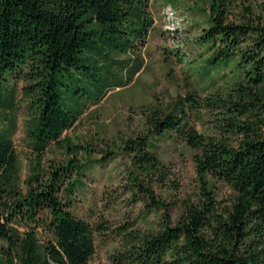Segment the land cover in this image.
I'll use <instances>...</instances> for the list:
<instances>
[{"label": "trees", "instance_id": "1", "mask_svg": "<svg viewBox=\"0 0 264 264\" xmlns=\"http://www.w3.org/2000/svg\"><path fill=\"white\" fill-rule=\"evenodd\" d=\"M149 4L0 0V80L22 83L20 99L29 100L32 110L26 135L35 153L41 156L51 143L63 141L62 134L89 107L130 85L142 71L141 50L154 24ZM195 6L204 16L196 41L204 52L199 69L190 75L203 90H213L207 98L216 111L210 114L212 134L189 125L201 107L195 91L179 96L168 111L144 107V132L114 147L129 158L124 192L146 210L137 219L140 226L134 219L107 233L102 222H89L66 209L72 190L81 185L84 163L69 158L44 175L35 168L22 189L14 122L1 127L5 264H88L96 233L117 239L112 264H264V2L256 7L236 0H198ZM65 76L86 85L82 95H77L79 89H61L59 79ZM2 106L0 102L8 109ZM173 136L193 152L200 182L199 200L185 202L175 218L171 205L152 188L166 178L156 142ZM216 182L230 187L229 205L216 203Z\"/></svg>", "mask_w": 264, "mask_h": 264}, {"label": "rangeland", "instance_id": "2", "mask_svg": "<svg viewBox=\"0 0 264 264\" xmlns=\"http://www.w3.org/2000/svg\"><path fill=\"white\" fill-rule=\"evenodd\" d=\"M198 0H150L149 12L153 18L146 45L141 50L143 69L127 87L112 90L96 106L89 107L76 124L62 134L64 140L50 144L38 155L31 148L26 135V122L32 110L29 100H21V82L12 85L8 78L0 80V128L14 122L12 135L13 147L17 155L19 187L24 189L29 175L35 168L43 175L58 163L69 158L84 163L79 172L81 185L74 188L71 202L66 209L73 215L89 222H102L111 229L138 219L145 213L142 203H134L125 185L131 169L129 158L122 155L114 145L128 137H136L144 132L142 112L146 106H156L168 111L179 96L184 97L191 91L196 93V102L201 106L189 125L199 132L212 134L210 114L216 111L208 107V93L195 83L196 77L191 72L200 67L204 47L196 41L201 36L198 26L204 16L195 12ZM244 4L258 6L264 0H236ZM61 89L75 91L85 84H78L73 77L60 78ZM11 86L15 91L11 90ZM65 92L63 100L69 102ZM82 103L84 101L82 100ZM13 108L9 109V107ZM68 108L80 109V106L67 104ZM157 150L163 162L162 173L166 178L154 182L152 188L160 199L171 205V217L183 209L184 203H196L199 198V177L195 169L193 152L187 148L179 136H173L156 142ZM68 145L70 149H68ZM74 177V175H73ZM215 201L219 207L227 206L232 199L230 187L216 182ZM61 194V193H60ZM148 218L153 220V214ZM135 226H140L139 220ZM20 227V231H23ZM95 234V253L88 264H112L110 256L119 249L116 238L110 234ZM6 244L0 241V264H5L2 249ZM15 250L11 251V255ZM18 264L17 261L13 262Z\"/></svg>", "mask_w": 264, "mask_h": 264}]
</instances>
